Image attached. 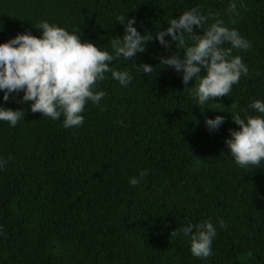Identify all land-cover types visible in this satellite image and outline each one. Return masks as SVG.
I'll use <instances>...</instances> for the list:
<instances>
[{"label": "trees", "instance_id": "1", "mask_svg": "<svg viewBox=\"0 0 264 264\" xmlns=\"http://www.w3.org/2000/svg\"><path fill=\"white\" fill-rule=\"evenodd\" d=\"M191 8L209 17L205 29L215 13L251 45L233 50L249 71L229 96L201 105L196 82L185 87L159 63L171 53L155 36L133 59L156 71L113 61L132 80L125 87L106 73L94 88L105 96L86 103L80 127L33 113L32 101L17 103L23 92L4 101L0 90V105L25 111L15 126L0 121V264H264V161L242 168L224 142L239 128L231 114L261 115L250 105L264 102V0H0V43L25 30L39 37L35 26L47 21L111 53L124 31L117 16L155 34ZM215 116L224 123L210 132L205 118ZM209 219L217 235L201 259L180 229Z\"/></svg>", "mask_w": 264, "mask_h": 264}, {"label": "clouds", "instance_id": "2", "mask_svg": "<svg viewBox=\"0 0 264 264\" xmlns=\"http://www.w3.org/2000/svg\"><path fill=\"white\" fill-rule=\"evenodd\" d=\"M229 10L234 13L235 4L229 5ZM210 15L214 22L206 29L204 24L209 17L202 15L198 8H191L170 18L168 26L155 34H141L134 27L135 18L121 14L116 20L124 26L123 36L111 40V53L91 41H82L80 30H77L79 34L70 33L42 21L35 26L41 31L39 37L25 30L0 43L3 100L8 101L14 94L23 92L17 103L32 101L30 109L33 113H41L53 120L63 115L65 128L80 127L84 123L82 113L86 103L99 104L105 96V92L94 91V88L106 78V73L110 72L122 86L126 87L131 82L129 71L110 67L113 61L120 58L131 60L137 71L145 75L156 71L154 66L137 64L133 59L146 51V45L153 36L171 53L161 56L159 63L181 73L185 87L189 86V81L196 82L192 94L201 105L213 98L229 96L232 86L249 71L240 56H233V50H247L251 45L236 29L225 26L223 19L216 18L215 13ZM194 26L202 32L194 31ZM173 44L176 51L171 50L170 45ZM180 50H183L182 55ZM250 107L261 115L241 118L239 114H231L232 121L239 128L229 129L230 138L224 141L235 163L242 168L260 167L264 161V102L255 100ZM24 115L25 111L20 108L0 105V121H7L11 126H15ZM223 123V116L205 118L206 129L210 132L218 130ZM3 163L6 162L0 161V166ZM144 175L145 172L139 173V177L130 178L129 183L138 185ZM219 226L221 229L227 227L223 220L219 221ZM180 231L190 238L193 256L206 259L212 254L217 229L210 219L195 224L189 222ZM176 234L175 231L171 233L172 236Z\"/></svg>", "mask_w": 264, "mask_h": 264}]
</instances>
